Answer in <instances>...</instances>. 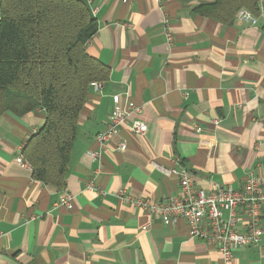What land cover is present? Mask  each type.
<instances>
[{
    "label": "crops",
    "instance_id": "crops-1",
    "mask_svg": "<svg viewBox=\"0 0 264 264\" xmlns=\"http://www.w3.org/2000/svg\"><path fill=\"white\" fill-rule=\"evenodd\" d=\"M211 1L92 0L98 29L85 50L109 77L81 109L63 188L35 180L19 159L44 110L0 115V264H264V235L224 261L189 237L183 218L164 222L117 195L177 197V177L165 168H187L206 192L238 188L250 171L264 175V0L256 24L194 10ZM114 94L140 107L131 118L147 129L122 126L93 160L88 152L98 148ZM66 193L70 206L60 203Z\"/></svg>",
    "mask_w": 264,
    "mask_h": 264
},
{
    "label": "trees",
    "instance_id": "trees-1",
    "mask_svg": "<svg viewBox=\"0 0 264 264\" xmlns=\"http://www.w3.org/2000/svg\"><path fill=\"white\" fill-rule=\"evenodd\" d=\"M241 8L259 16L261 0H212L194 10L231 23ZM97 29L86 0H0V115L44 110V123L20 153L35 180L57 189L65 185L90 83L109 77V68L85 50Z\"/></svg>",
    "mask_w": 264,
    "mask_h": 264
},
{
    "label": "built area",
    "instance_id": "built-area-1",
    "mask_svg": "<svg viewBox=\"0 0 264 264\" xmlns=\"http://www.w3.org/2000/svg\"><path fill=\"white\" fill-rule=\"evenodd\" d=\"M91 6L92 0H86ZM92 12L95 10L91 9ZM236 20L240 23L256 24L255 16L246 8H241L236 13ZM166 44L170 45L172 34L169 30V20L166 15L162 18ZM102 81H93L91 88L99 91ZM113 109L104 128L95 135L98 148L88 152L93 160L100 161L101 152L112 137L117 135L122 126H127L137 134H143L147 123L131 115L140 112V107L128 99L121 102L119 94H114ZM35 130H33L34 132ZM32 133V132H31ZM126 143L120 140L117 150H124ZM19 159L24 161L22 155ZM25 162V161H24ZM167 174L177 177L179 195L170 197L160 202H151L148 198L133 197L120 189L117 192L119 199L132 206L146 210L159 217L164 222H169L176 217L185 220L190 238H198L212 245L228 261L233 252L241 247H256L264 235V175L247 172L238 188L229 185L218 186L206 192L194 185V175L185 167L163 169ZM89 182L87 188H92ZM103 193V192H102ZM71 194L66 193L61 199V204L70 206ZM227 213L224 218V213ZM147 225L142 226L146 229Z\"/></svg>",
    "mask_w": 264,
    "mask_h": 264
}]
</instances>
